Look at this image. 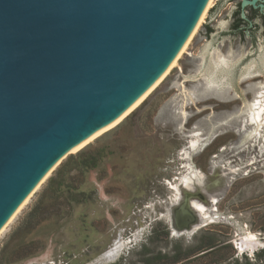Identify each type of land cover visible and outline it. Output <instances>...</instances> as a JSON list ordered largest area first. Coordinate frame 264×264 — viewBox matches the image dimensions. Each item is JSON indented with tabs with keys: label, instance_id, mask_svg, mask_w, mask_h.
<instances>
[{
	"label": "rangeland",
	"instance_id": "obj_1",
	"mask_svg": "<svg viewBox=\"0 0 264 264\" xmlns=\"http://www.w3.org/2000/svg\"><path fill=\"white\" fill-rule=\"evenodd\" d=\"M242 2L214 0L161 82L118 124L64 156L1 232L0 264H145L149 255H157L149 264L259 263L264 113L259 134L244 140L252 123L240 111L264 84V7ZM238 15L250 22L235 30ZM211 50L232 63L220 87L202 75ZM252 62L261 71L241 77ZM258 98L264 103V92ZM95 149L96 166L70 165L57 176L70 156ZM189 165L211 186L199 188L197 226L175 232L173 187L184 192Z\"/></svg>",
	"mask_w": 264,
	"mask_h": 264
},
{
	"label": "water",
	"instance_id": "obj_2",
	"mask_svg": "<svg viewBox=\"0 0 264 264\" xmlns=\"http://www.w3.org/2000/svg\"><path fill=\"white\" fill-rule=\"evenodd\" d=\"M204 2L0 0V225L72 142L164 68Z\"/></svg>",
	"mask_w": 264,
	"mask_h": 264
},
{
	"label": "bare ground",
	"instance_id": "obj_3",
	"mask_svg": "<svg viewBox=\"0 0 264 264\" xmlns=\"http://www.w3.org/2000/svg\"><path fill=\"white\" fill-rule=\"evenodd\" d=\"M214 0H205L203 6L201 7L193 25L190 30L180 43L179 47L164 66V68L154 76L149 83L122 109L120 110L113 119L91 129L86 134L72 142L52 163L51 165L43 172L39 179L33 184L29 191L21 198L9 215L0 225V234L8 225V223L13 219V217L18 213V211L27 203L33 192L39 187V185L45 180L49 173L61 162L64 156L68 153L75 152L82 148L84 145L92 141L94 138L105 132L106 130L112 128L118 124L123 118L133 110L160 82L161 80L171 71V69L177 65L179 58H181L182 53L186 50L188 44L193 38L194 34L198 30L199 26L205 20V17L208 13L209 8L213 5ZM215 49V48H214ZM212 51V50H211ZM210 53V52H209ZM203 55V54H202ZM202 67L204 63V56H202ZM232 66L231 60H229L224 55H221L217 50H213L209 57V62L206 66V69L202 73L205 85L207 87H220L225 84L228 79V71ZM255 64L252 62L247 66L241 73V77H247L253 75L255 72L262 70L264 73V54L261 58V70L255 69ZM204 68V67H203ZM261 90L264 89V84L261 85ZM257 91L258 97L263 96L264 91ZM255 98L251 102H246L242 108V114L248 116L249 120L252 123L251 129L244 135L243 139H247L251 136L259 134V129L262 126L263 113H264V103L261 99ZM183 113V112H181ZM183 117L185 114H182ZM246 117V116H245ZM202 145V144H201ZM188 173L184 175L180 180V184L183 186L184 192H180V188L176 185L174 186V195H175V206L172 211V227L175 232L181 231H192L197 226V214L199 211L205 210V205L201 202L202 198L201 191L199 188L206 190V188L211 186L208 182L204 181V176L201 171L194 169L191 165L187 167ZM196 189H193L194 187ZM172 188V187H171ZM197 198V199H196ZM187 213L192 218H187V225H176L175 218L177 215ZM202 213V212H201ZM186 215V214H185ZM186 218V216H185ZM179 226V227H178ZM251 247V246H248ZM118 252V246L113 249H110L105 253L107 257H113ZM104 258V257H103Z\"/></svg>",
	"mask_w": 264,
	"mask_h": 264
},
{
	"label": "trees",
	"instance_id": "obj_4",
	"mask_svg": "<svg viewBox=\"0 0 264 264\" xmlns=\"http://www.w3.org/2000/svg\"><path fill=\"white\" fill-rule=\"evenodd\" d=\"M264 15V14H263ZM244 21L240 15L237 16V21L234 23V29L239 30L241 23ZM102 157V153L100 149H95L94 151H81L77 153L76 155H72L68 158L66 162H64L58 172V175H62L66 168L70 165H76L77 167L81 169H89L97 165V161ZM62 178V177H61ZM54 179H51L53 181ZM209 248H212L211 246ZM146 253V250L144 251ZM157 255L155 256H146L143 258V263L149 264L151 263ZM256 260L259 261L258 264H264V249H262L260 252L256 254ZM228 264H253L251 261L246 260L244 263H240L237 259H235L234 263H228Z\"/></svg>",
	"mask_w": 264,
	"mask_h": 264
},
{
	"label": "flooded vegetation",
	"instance_id": "obj_5",
	"mask_svg": "<svg viewBox=\"0 0 264 264\" xmlns=\"http://www.w3.org/2000/svg\"><path fill=\"white\" fill-rule=\"evenodd\" d=\"M257 5H258V7H259V5H262V7H264V0H258V1H257ZM243 22L248 23V22H250V20H249V19H244ZM234 23H235V22H234ZM233 26H234V24H233ZM240 28H241V25H240Z\"/></svg>",
	"mask_w": 264,
	"mask_h": 264
}]
</instances>
